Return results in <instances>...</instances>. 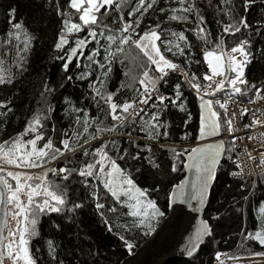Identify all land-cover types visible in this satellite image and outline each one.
I'll return each instance as SVG.
<instances>
[{"label": "snow or ice", "instance_id": "1", "mask_svg": "<svg viewBox=\"0 0 264 264\" xmlns=\"http://www.w3.org/2000/svg\"><path fill=\"white\" fill-rule=\"evenodd\" d=\"M45 4L60 19L52 44L56 55L51 57L63 73L58 87H71L73 92L58 100V120L51 102L57 87L46 81L22 130L0 138V264H66L58 251L60 243L51 238L46 255L31 247L41 218L55 214L61 222L53 220V227L64 234L65 225L69 231L78 226L80 213L89 207L105 231L132 255L140 239L163 230L178 205L197 214L190 215L189 224H195L180 249L186 264H196L202 246L217 239L215 222L222 209H212L211 197L219 178L238 177L242 182L237 191H246L239 199L231 198L225 215L228 210L243 215L257 191L264 194V152L258 154L260 171L245 172L241 157L251 161L257 157L247 146L236 151V141L245 137L264 147V131H256L264 129V77L250 78L264 59V46L253 50L257 37L264 45V11L250 18L257 0H240L239 5L217 0L213 32L204 0H67L63 6L61 0H45ZM207 4L212 6V0ZM16 11L8 9L7 28L0 38L4 87L17 81L13 69L21 75L28 70L38 40L16 19ZM197 52L207 66L200 75ZM117 66L123 79L110 91ZM185 87L197 100L195 135L185 131L181 144L161 143L162 138L171 139L168 117L175 110L184 113L185 127L192 121ZM11 105V99L0 100V125L5 128L9 114L14 115ZM61 121L64 127H58ZM138 132L144 135H134ZM239 132L245 135H235ZM154 147L170 155L168 186L163 189L159 183H138L153 170L163 172ZM183 169L193 173L191 181L172 175ZM109 214L115 219L110 221ZM255 219V230L241 229L239 247L252 241L264 248V200L258 203ZM247 251L250 257H264V251ZM222 256L234 264L239 259L216 251L217 264H224Z\"/></svg>", "mask_w": 264, "mask_h": 264}, {"label": "trees", "instance_id": "2", "mask_svg": "<svg viewBox=\"0 0 264 264\" xmlns=\"http://www.w3.org/2000/svg\"><path fill=\"white\" fill-rule=\"evenodd\" d=\"M216 3L217 0H212V6H208L207 0H204L206 20L213 32L216 30L215 25L212 23L215 16L214 6ZM235 3L239 5L240 0H235ZM61 4L62 6L66 5L67 0H61ZM10 7L17 9L16 19L22 20L25 26L38 37V40L35 42V46L31 51L28 70L22 75L18 73L16 75L17 81L12 86H0V100L7 101L11 99V106L14 113V115L9 114L10 119L8 120L6 128L0 125V138H6L8 135L22 130L27 118L38 106L37 101L40 99V93L43 91L46 81L49 83V86L57 87V95L51 98V102L56 106V112L53 115L58 120L61 116L58 100L62 95L73 92L71 87L66 86V90L58 87L62 82L63 73L60 71L58 64L51 59L52 56L56 55L52 51V44L60 26V19L56 17L53 11L47 10L45 0H0V38H3V34L7 28V11ZM262 11H264V6H261L260 0H257V7L254 11L249 12V17L257 16ZM172 27L178 28L175 23L172 24ZM189 38L198 46V42L190 34ZM261 46L264 45H262L260 38L257 37L253 45V50ZM197 56L202 61V54L197 52ZM198 67V75L202 74L207 68L203 61ZM262 77H264V59H261L257 65L255 76L250 78L259 80ZM122 79V71L117 66L113 70L109 90L115 91ZM184 96L188 101L187 107L192 113V121L185 127L183 124L185 118L184 113L175 110L168 117L172 125L169 130L171 139L165 141L162 138L161 143H175L179 145L181 144L179 137L185 131L192 132L195 135L198 120L197 100L194 94L186 87L184 88ZM64 126L63 121L58 124V127ZM134 135L143 136L144 133L138 132L134 133ZM121 143L123 144V141ZM184 144H187V142ZM153 151L160 157L158 162L162 164L163 172L156 173L153 170L152 176L147 180L140 178L138 183L141 186L159 183L163 189L168 186L170 155L166 149H157L154 147ZM186 159L187 157L185 156L184 160L186 161ZM172 175L179 176V178L183 179L186 175V169ZM219 179L220 184L216 187L211 197L212 209H222L221 219L215 222L216 227L214 231L217 239L216 241L208 243L206 247L202 246L201 258L196 264H214V253L216 251H226L234 256H249L247 249L255 252L264 251V248L252 241L245 244L244 247L238 246L241 243L239 233L242 228H245V226L247 230H255L257 228L258 221L255 217L258 214V203L260 200H264V194L258 190L255 201L250 199L249 203L245 206L243 215L236 213L234 210H228L225 215L223 210L231 202V198L236 196L239 199L241 195L246 194V191L243 193L237 191L239 183H241L238 180L227 176H222ZM163 200L164 191L162 190L160 193V201L163 202ZM217 201H220V203H217ZM239 206L236 205V207ZM120 210L126 211V209ZM114 219L115 217L109 214V220L112 221ZM53 220H56L55 214H52L51 218H41L38 226L39 236L34 238L31 244L33 250L39 248L42 255H46V241L51 238L54 242L60 243V249L58 251L61 252L66 264H69V262L71 264H121L127 257L131 256L126 253V250L123 249L115 235L105 231L91 207L80 213L78 226L74 225L71 231L65 225L64 234L55 230ZM56 222L60 223L61 221L56 220ZM76 233H78V238ZM68 236H72L73 239H68ZM147 239L148 237L140 239L134 253L144 245ZM90 250L97 254H89ZM186 260V257H179L171 259L165 264H186Z\"/></svg>", "mask_w": 264, "mask_h": 264}, {"label": "water", "instance_id": "3", "mask_svg": "<svg viewBox=\"0 0 264 264\" xmlns=\"http://www.w3.org/2000/svg\"><path fill=\"white\" fill-rule=\"evenodd\" d=\"M190 181L193 173L186 169V175ZM177 210L168 214L163 230H158V234L148 237L144 245H142L133 255L127 257L121 264H165L167 261L182 257L180 249L184 239L193 230L195 221L189 224L190 209L185 205L175 206Z\"/></svg>", "mask_w": 264, "mask_h": 264}, {"label": "built area", "instance_id": "4", "mask_svg": "<svg viewBox=\"0 0 264 264\" xmlns=\"http://www.w3.org/2000/svg\"><path fill=\"white\" fill-rule=\"evenodd\" d=\"M231 107L232 106L230 105V108ZM244 122H247V118H245V121ZM256 131H264V129H257ZM235 135H237V136H243V135H245V133L244 132H239V133H236ZM236 144H237V149H236L237 152H242L243 149L245 148V146H247V149L252 152V155L257 157V159L255 161L248 160L247 156H242L241 157L242 166L244 167L245 172H247V170L249 168H252L256 172H259L260 169L259 168H256V164L259 163V155L258 154L261 153V152H264V147H261L259 140H257V141H249L245 137V139L243 140V142H241L240 140H237L236 141ZM187 146H188V143L187 144H184V147H187ZM232 179H235V180L240 181V179L238 177L237 178H232ZM251 181H252V178L249 177L248 178V184L249 185L251 184ZM240 182H242V181H240ZM221 253H227L229 255V252H226V251H221ZM248 258H250V256ZM221 259H223L225 261L233 262V260H231V259L228 260L224 256H222ZM239 260H245V257L239 258L236 261H239ZM214 264H217V262L215 260H214Z\"/></svg>", "mask_w": 264, "mask_h": 264}, {"label": "rangeland", "instance_id": "5", "mask_svg": "<svg viewBox=\"0 0 264 264\" xmlns=\"http://www.w3.org/2000/svg\"><path fill=\"white\" fill-rule=\"evenodd\" d=\"M13 72L16 73V75L18 74V72H16L15 69H13ZM229 255L234 256L230 253ZM238 257L239 258L245 257V260L236 261L235 264H252V261H259V264H264V257H250V258H248L249 256H238ZM5 264H8V262L6 261ZM224 264H234V262L224 260Z\"/></svg>", "mask_w": 264, "mask_h": 264}]
</instances>
